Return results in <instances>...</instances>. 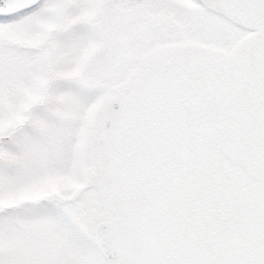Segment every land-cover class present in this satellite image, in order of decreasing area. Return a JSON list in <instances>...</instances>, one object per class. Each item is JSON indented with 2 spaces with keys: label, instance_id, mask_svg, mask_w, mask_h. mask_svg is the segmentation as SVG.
Instances as JSON below:
<instances>
[{
  "label": "snow or ice",
  "instance_id": "6c2138e0",
  "mask_svg": "<svg viewBox=\"0 0 264 264\" xmlns=\"http://www.w3.org/2000/svg\"><path fill=\"white\" fill-rule=\"evenodd\" d=\"M0 264H264V0H0Z\"/></svg>",
  "mask_w": 264,
  "mask_h": 264
}]
</instances>
